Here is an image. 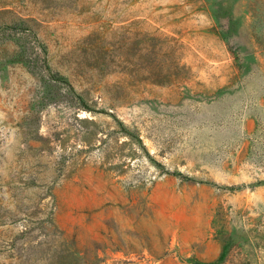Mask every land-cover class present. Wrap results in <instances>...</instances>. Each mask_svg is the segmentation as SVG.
<instances>
[{
    "label": "rangeland",
    "instance_id": "1",
    "mask_svg": "<svg viewBox=\"0 0 264 264\" xmlns=\"http://www.w3.org/2000/svg\"><path fill=\"white\" fill-rule=\"evenodd\" d=\"M0 264H264V0H0Z\"/></svg>",
    "mask_w": 264,
    "mask_h": 264
}]
</instances>
